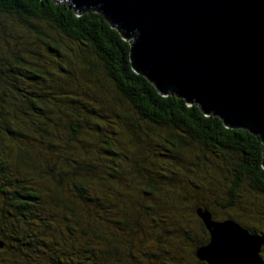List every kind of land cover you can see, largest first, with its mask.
Wrapping results in <instances>:
<instances>
[{"label":"trees","instance_id":"obj_1","mask_svg":"<svg viewBox=\"0 0 264 264\" xmlns=\"http://www.w3.org/2000/svg\"><path fill=\"white\" fill-rule=\"evenodd\" d=\"M11 33L56 54L48 61L64 72L52 74L29 45L17 51L7 46L0 52V240H5L0 252L12 247L8 257L0 255V264H9L8 258L17 255L28 262L53 264L42 252L50 239L65 241L60 249L66 264H73L75 252L79 256L75 264H137L132 253L141 248L151 264H208L197 257V250L209 244L210 235L207 242L194 244L189 259L173 243L164 242L168 237L158 241L151 256L150 246L143 247L137 234L161 238L173 233L172 238L189 233L182 221L162 216L181 217L180 209L189 203L195 213L199 206L213 212L204 193L215 196L223 187L228 201L220 205L229 210L240 203L245 188L256 198L264 197L261 138L227 127L219 117L176 94L162 95L133 69V40L96 8L79 14L67 0H0V39L7 40ZM98 64L110 79L113 99L126 105L113 103L118 116L129 121L118 119L108 130L113 138L107 136L100 150H89L83 136L86 119L102 107L89 108L100 103L98 92L77 97L65 73L78 68L83 74L76 79L88 84V78L101 73ZM135 119L140 128L168 129L166 142L171 148L154 149L151 143L157 141L161 147V137L147 129L142 137L135 131ZM120 137L137 147L131 156L124 155V166ZM148 148L150 154H144ZM226 171L231 183L224 186L220 178ZM183 179L195 186L192 192L182 186ZM258 203L263 206L264 201L252 205ZM263 220L261 215L252 217L246 227L261 242V254ZM201 225L208 232L202 221Z\"/></svg>","mask_w":264,"mask_h":264},{"label":"water","instance_id":"obj_2","mask_svg":"<svg viewBox=\"0 0 264 264\" xmlns=\"http://www.w3.org/2000/svg\"><path fill=\"white\" fill-rule=\"evenodd\" d=\"M67 1L79 14L98 9L133 40V69L162 95L195 103L264 144V0ZM196 214L210 235L197 250L201 261L264 264L262 244L249 230L234 220H215L202 206Z\"/></svg>","mask_w":264,"mask_h":264},{"label":"rangeland","instance_id":"obj_3","mask_svg":"<svg viewBox=\"0 0 264 264\" xmlns=\"http://www.w3.org/2000/svg\"><path fill=\"white\" fill-rule=\"evenodd\" d=\"M44 31H47V29H45ZM48 33H50V30H48ZM31 42L32 41H29V38L27 39L25 37H17V36L13 37V34L11 33L7 40L0 39V48H1L0 52H1V54H3L5 50H8V47L17 51L19 49V47L21 48L23 46L29 45V47L33 50V53L35 52V53L41 54L42 58L47 62L46 67H48L51 70L52 74L64 72V71H61V69L56 67L55 62L48 61L49 57L52 60L56 59L57 58L56 54H54L53 52H51L48 49L45 50V47L41 43L36 42V43L32 44ZM65 44L68 45V44H72V43L65 41ZM77 63H79V62L76 61L74 64H77ZM74 64H69V66L70 67L77 66ZM98 70L101 71L102 74L96 73V75L94 74V76H93L94 78L91 77V78L87 79L90 87L86 83L85 79L82 80L84 83L81 80L79 81L76 79V77L83 74V72L80 71L78 68H73L74 75H73V72L70 70V68H69V72L65 73L71 77V83L72 84H70V86L79 95L77 97L83 98L85 95L90 94V92H92L93 90H96L98 92V98L100 100V103H97V102L94 103L93 102V105L89 106V108H92L93 106L99 107V104L102 105V107L97 108L93 112V116L91 119H89V120L86 119V125H85V131L86 132H84V136H83L84 139L86 138V144H87L89 150H92V148H94V147L100 150L99 144L104 143L107 136L109 137L110 140H111V138H113L112 134L108 130H109V128L114 127L116 122H119L118 119L125 120L127 122L129 121L126 118L118 116L119 109L117 108V106L122 107V106H126V105L124 103L120 102L117 99V97H114V99H113V93L114 92H113L112 84L110 82V79L105 75L103 66L101 64H98ZM64 93H70V92H64ZM46 95H47V97L52 96L51 94H48V93ZM61 100H63V98H61L57 103H60ZM92 100H93V97H92ZM114 102H116L117 106L113 105ZM121 113H126V111L121 112ZM99 115L102 116V118ZM74 117H72L71 119H73ZM135 120H136L134 122V124L136 126L135 131L140 133L142 137L146 136L143 133V131H145L146 129H147V131H149L150 134L157 135L158 137H161V141H160L162 143L161 147L157 146L158 145L157 141L155 142V145L153 143H151V145L154 149H157L161 152H167L165 150H168L169 148H171L170 143L168 141L166 142V135L169 134L168 129L163 128V127H158L156 125H152V126H150V128H146V127L140 128L139 127L140 125L139 126L137 125V121H140V120L139 119H135ZM67 136H69V135H67ZM173 136H174L173 141L177 140V136L176 135H173ZM155 138H157V137L155 136ZM119 139L121 142L119 145L120 152H121L120 153L121 155L119 158L122 160V163L124 166V165H127V162H126L127 160H126L124 155L131 156L133 154V150H135L137 147L134 146L132 143H128L122 137H120ZM148 144H146L145 146L148 147ZM143 146H144V144H143ZM141 148H142V146H141ZM149 150L150 149L148 148V150L146 152H144V154L145 153L150 154ZM132 164L133 163H130V165H132ZM142 170H144V169L142 168ZM228 174H229V171H226L224 173V175L220 178L221 184H223L224 186L231 183V181H229V177H227ZM226 178H228V180ZM181 184H182V186L188 187L191 190V192L195 187L194 185H190L191 183H189L188 181H186L184 179L181 181ZM186 184H187V186H186ZM223 188H225V187H223ZM223 188H220L219 190H217L215 192V196H212L209 193H207V195H205V193H204L205 199L208 201V203H211V210L212 211L214 210L212 213H213V217L215 220L225 221V220H229L230 218H233V219L238 220L239 224L242 225L244 228H246V227L248 228V226L250 224H252V217H256V216H260V215H261V217L264 216V204H263V206L259 205V203L257 204V206L252 205L253 202L264 201V197L256 198L257 195L256 194H254V195L250 194V192L246 188L243 189L242 193L239 196L238 200L240 201V203L236 207H234L232 210H229L226 207L220 205V204L225 205V204H227V201H228V195ZM132 199L135 200V198H132ZM180 210L183 212L182 214H180L181 217H176V216H173L172 214L163 215L162 217L170 218L174 222H177V223L179 221H182L184 223V225L189 229V233L180 232L181 233L180 235H175V237H172V238H170V236H172L173 233L164 234L161 238H159L157 235L145 236L143 233L137 234L138 241L143 247L147 248L150 246L149 254L151 256L154 255V253L151 250L158 248V246H157V244L159 245L158 241L163 240L167 237L168 238L164 242H166L168 244L173 243L174 246H177L176 249L180 250L182 255L186 258H189V259H191L192 251L196 250V246L194 245L196 242L200 243L202 240H204V242L208 241V235L209 234H208V232H205L202 229L201 221L196 216L195 210L192 211L190 203L187 207L181 208ZM261 223L264 224V220ZM262 229L264 230V225H263ZM182 239H184V240L180 241ZM8 240L10 243L8 242ZM6 241L9 244H11V243L13 244L12 239H6ZM64 243H65V241L56 240V239L55 240L50 239L47 241V245L43 248L42 252H45L46 258H52L51 259L52 261L50 260L51 263H53V264H66L67 258L65 256H64L65 260H63V261L61 260V255H62L61 252L62 251L60 248L63 246ZM11 248L12 247L6 248L3 252H0V255L5 257V258L8 257L9 254L11 253ZM72 251H74V250H72ZM144 252H147L146 249L141 248L139 253H137V252L132 253V256L137 260L136 261L137 264H151L152 259H150V262H149V260H146L148 256H146L144 254ZM33 253H34V256L38 257L37 253H35V252H33ZM72 255H73L74 259L72 258V259H70V261H72V263L75 264L76 262H78L75 257H79V256L77 255L76 252L73 253ZM261 255L264 258V252ZM8 259H9V264H28V263L38 264V263L32 262V261L28 262V260H26L21 255H17L13 259H12V257L8 258ZM38 259H39V257H38ZM56 260H59V262Z\"/></svg>","mask_w":264,"mask_h":264}]
</instances>
